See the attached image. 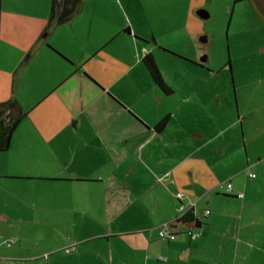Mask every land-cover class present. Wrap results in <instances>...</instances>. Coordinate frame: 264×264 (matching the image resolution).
<instances>
[{
  "label": "crops",
  "instance_id": "obj_1",
  "mask_svg": "<svg viewBox=\"0 0 264 264\" xmlns=\"http://www.w3.org/2000/svg\"><path fill=\"white\" fill-rule=\"evenodd\" d=\"M216 1L82 0L73 18L46 31L50 0H1L0 102L14 95L27 114L0 151L6 162L0 181L38 191L20 213L30 219L32 232L49 238L0 250V264L215 263L208 258V243H197L192 234L203 224H172L171 240L159 236V227L192 203L198 217L202 197L224 205L237 199L243 210L264 185V179L244 185L236 178L245 165L235 167L232 152L226 156L222 148L225 141L221 150L216 146L223 128L208 106L200 105L192 84L163 70L168 57L177 60L176 67L182 61L198 66L196 39ZM252 1L264 13V0ZM226 2L228 8L247 3L250 29L264 30L249 0ZM200 9L208 18L198 16ZM263 48L258 40L250 50ZM146 53L170 94L151 81L142 62ZM165 116V126L156 130ZM220 154L228 163L224 169L215 167ZM201 165L207 175L232 176L234 195L225 193V184L220 193L212 189L199 177ZM245 168L248 176L251 166ZM178 192L186 196L177 199ZM23 203L18 201L19 210ZM6 207L0 206V223H5L0 239L11 221ZM205 209L202 217L210 219Z\"/></svg>",
  "mask_w": 264,
  "mask_h": 264
},
{
  "label": "rangeland",
  "instance_id": "obj_2",
  "mask_svg": "<svg viewBox=\"0 0 264 264\" xmlns=\"http://www.w3.org/2000/svg\"><path fill=\"white\" fill-rule=\"evenodd\" d=\"M215 3L210 22L205 21L196 39L201 48L196 51L194 60L200 62L206 56V61L190 68L186 62L178 60L180 63L176 67L177 60L168 57L162 66L164 71L174 75L175 80L193 85L200 105H207L218 125L223 128L217 136L216 146L221 150L220 143L226 142L222 148L226 156L232 152L236 168L241 163L245 167L251 166L250 172L255 175L254 178L244 175L245 167L235 175L245 185L255 179H264V162L263 165L259 164L260 160L263 161L260 156H264V48L250 50L255 48L258 40L264 44V30L258 27L250 29L248 23L252 20L247 3H237L234 8H228L226 0ZM230 3L234 2L231 0ZM203 36L207 39L206 43L199 41ZM186 44L184 48L188 47ZM190 56L193 57L191 52ZM199 69L211 70V73H199ZM247 157L249 163L245 161ZM257 158L260 159L257 161ZM224 159L223 154L218 155L214 160L215 167L226 168L228 163L225 164ZM5 166L6 162L0 155V174ZM200 167L204 171L202 173L200 169L199 177L206 178L212 189L219 193L223 190L218 188L220 184L231 180L235 185V180L225 171L207 175L206 167ZM37 193V190L25 184L0 181V206L7 204L3 209L11 218L8 233L3 237L6 241L0 239V245L4 243L0 250L12 251L21 242L41 243L49 238L42 233L32 232L34 229L28 223L30 219L20 213ZM256 193L260 197L243 210L237 199L230 200L226 205L212 198L206 200L202 197L198 201L197 214L204 227H194L192 234L197 237V243L204 240L208 243V258L213 256V259H209L214 264H264V185L259 186ZM20 200L24 203L19 210L17 203ZM204 208L210 210V219L202 217ZM4 224L1 222L0 226ZM5 242L12 244L11 247L6 246ZM197 254L204 255L200 250Z\"/></svg>",
  "mask_w": 264,
  "mask_h": 264
},
{
  "label": "trees",
  "instance_id": "obj_3",
  "mask_svg": "<svg viewBox=\"0 0 264 264\" xmlns=\"http://www.w3.org/2000/svg\"><path fill=\"white\" fill-rule=\"evenodd\" d=\"M258 16L264 21V13L249 0ZM82 0H50V15L49 22L45 28L58 26L69 21L81 9ZM1 8V0H0ZM55 19L54 24L52 23ZM34 51V47L29 50V56ZM28 58H26L20 65L23 67ZM142 62L151 78V81L156 85L164 94H170L172 91L163 79L161 72L150 53H146L142 57ZM27 112L22 108L14 95L8 99L0 102V151H4L9 146L11 136L15 133L17 125L26 116ZM168 117H163L156 125V130H161L165 126ZM170 227L172 224H182L186 226L201 225V220L196 216L195 209L190 206L181 215L173 218L171 221H166Z\"/></svg>",
  "mask_w": 264,
  "mask_h": 264
},
{
  "label": "built area",
  "instance_id": "obj_4",
  "mask_svg": "<svg viewBox=\"0 0 264 264\" xmlns=\"http://www.w3.org/2000/svg\"><path fill=\"white\" fill-rule=\"evenodd\" d=\"M248 176L253 178L255 175L253 173H248ZM224 190H225L226 194L234 195L233 194V188H232V185H231L230 181H228L225 184V189ZM185 196L186 195L184 193H181V192H178V193L175 194V197L177 199H182ZM235 196L238 197V198H242L243 194L242 193H236ZM191 206H193V203L191 204ZM181 208H182V206H180V209ZM208 213H209V210L205 209L204 210V215H207ZM159 236L161 238H165V239L171 240V239H173L175 237V234H174L172 228L170 227V225L167 222H163L160 225V227H159ZM7 244L9 245V242H7Z\"/></svg>",
  "mask_w": 264,
  "mask_h": 264
},
{
  "label": "water",
  "instance_id": "obj_5",
  "mask_svg": "<svg viewBox=\"0 0 264 264\" xmlns=\"http://www.w3.org/2000/svg\"><path fill=\"white\" fill-rule=\"evenodd\" d=\"M197 14L198 16L201 18V19H206L208 18L209 14L208 12L205 10V9H200L199 11H197ZM199 41L201 43H204L206 41V37L203 36V37H200ZM206 61V56H203L201 59H200V62H204Z\"/></svg>",
  "mask_w": 264,
  "mask_h": 264
},
{
  "label": "flooded vegetation",
  "instance_id": "obj_6",
  "mask_svg": "<svg viewBox=\"0 0 264 264\" xmlns=\"http://www.w3.org/2000/svg\"><path fill=\"white\" fill-rule=\"evenodd\" d=\"M205 62V61H204ZM204 62H196L197 63V65H202Z\"/></svg>",
  "mask_w": 264,
  "mask_h": 264
}]
</instances>
